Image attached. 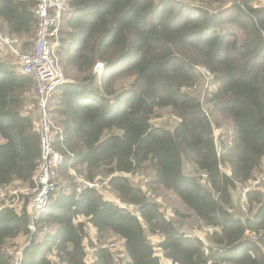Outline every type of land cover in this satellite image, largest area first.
<instances>
[{"label": "trees", "instance_id": "16d2710c", "mask_svg": "<svg viewBox=\"0 0 264 264\" xmlns=\"http://www.w3.org/2000/svg\"><path fill=\"white\" fill-rule=\"evenodd\" d=\"M229 1L212 11L178 0H64L56 55L74 79L53 92L49 106L61 131L54 137L61 182L33 232L24 205L0 210V264H13L5 248L18 236L28 238L21 264H85L87 224L98 245L108 238L123 244L113 262L109 249L88 243L91 264H158L155 245L170 264H264V183L243 195L250 216L230 210L231 192L264 164V7H252L261 0ZM34 7L35 0H0V28L10 39L35 36ZM198 67L216 84L205 92L213 119L187 92L201 80ZM32 86L0 47V188L31 186L38 171L39 136L21 97ZM164 109L179 120L172 129L150 123ZM219 119L231 122L228 139L217 140L221 151L213 134ZM146 168L149 192L174 194L196 221L213 227L206 242L218 251L205 256L200 241L167 220L141 187L114 175ZM70 171L88 182L102 174L105 189L137 205L141 221ZM200 173L208 185L198 183Z\"/></svg>", "mask_w": 264, "mask_h": 264}, {"label": "built area", "instance_id": "2783aa9c", "mask_svg": "<svg viewBox=\"0 0 264 264\" xmlns=\"http://www.w3.org/2000/svg\"><path fill=\"white\" fill-rule=\"evenodd\" d=\"M64 11V0H35L33 14L37 19V31L31 53L18 52L17 48L13 46L10 38L4 33H0V47L7 50L10 48L13 52L11 53L18 60L21 73L29 76L32 79L33 90L36 95L37 103L38 124L36 130L39 136V145L41 151L38 171L33 177L31 186L26 187L24 191H8L6 188H0V210L4 208H10L19 211L21 206L24 205L27 214L30 216L28 230L32 232L35 230L33 219H36L38 215H40L45 210V208L48 206L51 193L61 182V179L58 175V170L63 163V156L54 149V137L56 134H61V131L58 127L55 128L49 115L48 105L53 92L59 86L69 82L65 79L64 74L60 69L56 55V50L59 46V29ZM199 68L200 67L196 68L195 70L196 72L198 71L197 73H199V76L202 77V73L200 72ZM102 69L103 67L101 64H96L93 70L94 73L100 75L102 73ZM201 70L206 73L203 68ZM206 74L210 76L208 73ZM210 77L212 78V76ZM195 88L196 86L192 89H188L187 92ZM207 103L209 104L208 100ZM174 118L177 120V122H179L176 117ZM213 134L216 141L217 151H221V146L219 148L217 143L219 138L217 137V129H214ZM71 174L74 175L77 182L83 187L102 191L114 205L125 211H128L132 215H135L137 219L141 221L140 217L135 212L137 205L121 202L115 196L110 197V192L105 189L106 179L102 178L101 176H97L94 181L88 182L76 175L74 171H71ZM114 175L128 178L130 181L143 179L140 173L137 172L129 174L116 173ZM207 180L208 177L205 173H200L198 175V183L200 185H208ZM258 186V180L253 179L249 181L248 184L243 186L241 189L243 190V195L248 191L257 190ZM2 189H5L6 191H3ZM200 226H202L206 232L209 231L210 233L213 231V227L206 226L201 222ZM88 228H92V226L87 224V229H85L87 232ZM193 236L203 245V253L205 256H210L212 253L218 251L216 248H210L209 244L206 242V238L197 235ZM87 239L88 237L85 240ZM27 244L28 242L25 243L21 248L14 247L10 250L13 264H21L23 254L22 251ZM93 245L100 248L109 249L113 255V262H116L117 257L120 256V252L122 251L119 247V243H117V241L113 242V240L98 245L97 239H93ZM93 252L94 248H85V264H91L94 261ZM163 253L164 252L160 246L155 245L153 247V257L157 258L158 264H170L163 257ZM51 259H53V257H51ZM206 264L213 263L211 260H209Z\"/></svg>", "mask_w": 264, "mask_h": 264}, {"label": "rangeland", "instance_id": "374dc122", "mask_svg": "<svg viewBox=\"0 0 264 264\" xmlns=\"http://www.w3.org/2000/svg\"><path fill=\"white\" fill-rule=\"evenodd\" d=\"M178 1L180 3H182L183 5H186L189 7L191 6L194 8H207V9L212 10V11L216 10V9L224 10L231 5L229 0H220V1H218V0H178ZM252 7L255 9L264 7V0L252 3ZM231 29L235 31L234 28H231ZM3 32H4L3 29L0 28V33H3ZM10 40L12 41L13 46L15 48H17L18 52L31 53L33 50L34 42H35V36L22 38V39H10ZM22 42L28 43L27 48L22 46ZM3 46H6V45H3ZM9 50H10V52H12L10 48H9ZM59 66H60V69L62 70L64 77L67 81H69V80L71 81L72 79H74L73 77H71V76H74V72L71 68H68L70 70L69 71L70 77H66L65 73H64V69H63V64L59 63ZM201 69L202 68L200 67L199 70L202 73V77L200 76L201 80L199 81V83H197L196 88L188 91V93L196 96L200 100L202 107H203V110L209 115V117L211 119H213V117L210 116L211 106L207 103L208 97H205V92L215 90L216 84L213 81V79L210 76H208ZM21 97H22V99H24V102L26 104V105H24L23 111L26 114H28L34 120V123H35L36 128H37V124H38L37 103H36V100H34V99H36V95H35V92L33 90V86L30 88L29 91L22 94ZM51 101H52V97L50 98V104L48 105V111H49V106L52 105ZM176 122H177V120H175V118L172 117V115L169 113L168 109L157 111L155 116L151 120L152 126L163 127V128H167V129L174 128L176 126ZM219 122H220V127L217 129V135H218L217 137H219L220 134H223L227 140L229 135H230L231 122H230V120L224 121L222 119H219ZM53 124H54L55 128H57V126L55 125L54 122H53ZM117 133L120 134L119 131H117ZM106 136L107 135H105L104 138ZM219 148H220V145H219ZM226 170L227 169L225 167H222V169H221V171L223 173L227 174L228 172ZM70 174H71V171H70ZM140 175L143 178L142 180L131 181V182L135 186L142 187V189L147 193V196L159 205L160 210L163 212V214L167 220L174 223L177 228H179L183 231H186L187 233H189L191 235H197V236H201L204 238L208 237L209 231L206 232L203 229V227L200 226V222L196 221V219L191 215V213L187 210V208L178 200V198L174 194L169 193L167 191H163V190H160L157 194L149 192L148 183L151 179V172L149 171L148 168H146L144 171H142V173H140ZM100 176L102 178L106 179L105 177H103L102 174ZM254 179L259 181L258 189H260L264 183L263 182L264 164L261 166L259 171L256 173V176L254 177ZM26 187H28V186H24L22 184H16L14 186L7 187L6 189L8 191L9 190L24 191L26 189ZM241 189H242V187L237 186V188L231 192L232 199L235 201V206L233 209H230L233 216L240 217V218L246 217L247 215L250 216L248 209H247V204L245 203V199L243 198V190H241ZM3 191H6V190L4 189ZM113 196H115V195L113 193H110V197H113ZM0 203H1V201H0ZM174 212L179 213L182 217H179L176 214L174 215ZM247 235L248 234H246V236ZM147 237H149V239L152 243L155 242L157 239L156 237L149 236L148 234H147ZM117 239L118 238H116V241H117V243H119L120 249L123 250V244L120 242L121 240L120 239L117 240ZM110 241H112V240H110L108 238L107 240L102 241V243H107ZM116 241H113V242H116ZM22 246H23V244L20 245V244L12 243V244L7 245L5 250H6L7 254H9L11 256L10 250L12 248H14V247L21 248ZM88 247H89V245H88Z\"/></svg>", "mask_w": 264, "mask_h": 264}, {"label": "crops", "instance_id": "0c3cea01", "mask_svg": "<svg viewBox=\"0 0 264 264\" xmlns=\"http://www.w3.org/2000/svg\"><path fill=\"white\" fill-rule=\"evenodd\" d=\"M87 237H88V239L83 241V245L85 246V248H89L88 243H93V239H96V231L93 227L88 228ZM156 238H157L156 241L159 240L158 237H156ZM27 242H28V238L26 236H18V238H16V240L14 241L15 244H20V245H22V244L24 245ZM120 242L122 243V241H120Z\"/></svg>", "mask_w": 264, "mask_h": 264}]
</instances>
